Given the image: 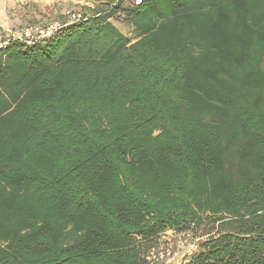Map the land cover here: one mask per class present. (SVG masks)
<instances>
[{"label": "trees", "instance_id": "obj_1", "mask_svg": "<svg viewBox=\"0 0 264 264\" xmlns=\"http://www.w3.org/2000/svg\"><path fill=\"white\" fill-rule=\"evenodd\" d=\"M80 15L0 45V264H148L208 225L189 264H264V0Z\"/></svg>", "mask_w": 264, "mask_h": 264}, {"label": "rangeland", "instance_id": "obj_2", "mask_svg": "<svg viewBox=\"0 0 264 264\" xmlns=\"http://www.w3.org/2000/svg\"><path fill=\"white\" fill-rule=\"evenodd\" d=\"M102 0H0V45L5 44L8 39L20 35L25 27L35 25L44 26L58 21L59 16H65L66 12L83 13L90 16L95 5ZM58 19V20H57ZM112 23L130 40L137 38L138 33L126 20L111 18ZM59 22V21H58ZM210 225L199 227L193 235V239L199 244L214 233ZM182 232H164L161 240L177 241L181 238ZM192 236V235H191ZM172 256L164 264H189V254L185 248L178 244Z\"/></svg>", "mask_w": 264, "mask_h": 264}, {"label": "built area", "instance_id": "obj_3", "mask_svg": "<svg viewBox=\"0 0 264 264\" xmlns=\"http://www.w3.org/2000/svg\"><path fill=\"white\" fill-rule=\"evenodd\" d=\"M66 16L68 19L76 20L80 18L81 15L80 13L66 12ZM59 26L60 23L58 21L44 26H28L25 27L20 35L15 37V39L31 43L34 40L50 36L54 31H56V29L59 28ZM167 232H171V230H168ZM177 243L181 244L185 248L186 253L189 255L195 252L198 247L196 239H193V235L191 236V234L187 231L181 233V238L177 241ZM177 243L170 240H161L159 244H157L148 252L146 256L148 264H164L165 261L172 256L174 250L178 248Z\"/></svg>", "mask_w": 264, "mask_h": 264}]
</instances>
